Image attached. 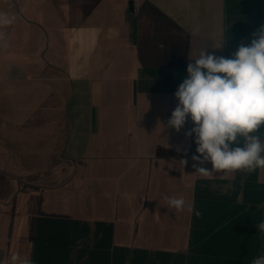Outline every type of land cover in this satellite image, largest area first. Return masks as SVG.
Instances as JSON below:
<instances>
[{
	"label": "crops",
	"instance_id": "crops-1",
	"mask_svg": "<svg viewBox=\"0 0 264 264\" xmlns=\"http://www.w3.org/2000/svg\"><path fill=\"white\" fill-rule=\"evenodd\" d=\"M0 13L15 18L0 28V264L264 255V169L199 174L190 118L168 127L187 65L249 44L264 0H0Z\"/></svg>",
	"mask_w": 264,
	"mask_h": 264
},
{
	"label": "clouds",
	"instance_id": "clouds-1",
	"mask_svg": "<svg viewBox=\"0 0 264 264\" xmlns=\"http://www.w3.org/2000/svg\"><path fill=\"white\" fill-rule=\"evenodd\" d=\"M14 19L0 13V28L10 26ZM252 37L249 44L241 43L231 58L216 56L207 49L201 51L194 63L187 65V77L174 94L178 104L168 127L180 132L190 118L194 126L185 136L195 135L198 154L192 155V166L204 176L214 171L251 173L264 169V139L260 133L264 126V25ZM0 43L6 45L2 31ZM224 43L221 40L211 48L221 49ZM181 162L187 164V160ZM208 162L212 164L211 171L198 166ZM165 199L169 207L194 211V202L186 206L183 197ZM195 214L201 215L199 211ZM258 227L264 232V222ZM11 264H31V261L13 255ZM252 264H264V255L255 258Z\"/></svg>",
	"mask_w": 264,
	"mask_h": 264
},
{
	"label": "water",
	"instance_id": "water-1",
	"mask_svg": "<svg viewBox=\"0 0 264 264\" xmlns=\"http://www.w3.org/2000/svg\"><path fill=\"white\" fill-rule=\"evenodd\" d=\"M130 4H131V7H132V5H133V2H130Z\"/></svg>",
	"mask_w": 264,
	"mask_h": 264
}]
</instances>
